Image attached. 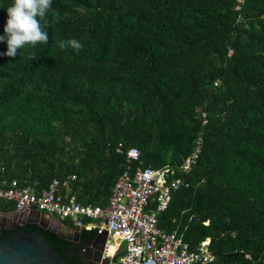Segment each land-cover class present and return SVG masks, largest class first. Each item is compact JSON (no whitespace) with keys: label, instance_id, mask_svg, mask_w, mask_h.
Returning a JSON list of instances; mask_svg holds the SVG:
<instances>
[{"label":"trees","instance_id":"trees-1","mask_svg":"<svg viewBox=\"0 0 264 264\" xmlns=\"http://www.w3.org/2000/svg\"><path fill=\"white\" fill-rule=\"evenodd\" d=\"M11 3L0 0V36ZM47 19L46 44L7 57L0 41V107L23 116L41 103L63 133L88 137L75 163L54 165L55 138L33 126L7 148L0 129V177L38 190L74 174L75 197L103 204L125 164L118 142L137 148L141 166L176 165L199 133L189 187L172 193L157 225L189 249L208 237L209 264H264V0H52ZM70 39L82 48L59 46Z\"/></svg>","mask_w":264,"mask_h":264},{"label":"built area","instance_id":"built-area-1","mask_svg":"<svg viewBox=\"0 0 264 264\" xmlns=\"http://www.w3.org/2000/svg\"><path fill=\"white\" fill-rule=\"evenodd\" d=\"M201 144L197 133L180 163L151 167L140 165L136 147L123 151L118 142L114 150L124 153L125 164L115 175L103 204L82 202L75 197L71 188L74 174L52 177L38 190L34 184L2 176L0 203L12 204L14 218L21 214L31 217L38 211L78 228H97L96 234L105 232L100 258L107 257L108 264H209L215 256L208 249V237L189 249L176 230L166 231L157 225V216L167 208L172 193L189 187L186 174L195 165ZM4 170L0 163V175ZM109 243L114 247L107 254ZM243 257L250 260L247 253Z\"/></svg>","mask_w":264,"mask_h":264},{"label":"water","instance_id":"water-1","mask_svg":"<svg viewBox=\"0 0 264 264\" xmlns=\"http://www.w3.org/2000/svg\"><path fill=\"white\" fill-rule=\"evenodd\" d=\"M46 216L36 211L31 216L33 219L22 214L17 218L26 217V222L36 223L70 242L56 239L53 234L33 224H23V226L10 224L9 229L2 230L1 222L0 264H108L107 257L100 258L106 238L105 232L95 234L97 228H78L74 225H66L55 216L48 215L59 227L63 228L59 230L53 225L46 224ZM82 247H85L82 256L86 261L80 259Z\"/></svg>","mask_w":264,"mask_h":264},{"label":"rangeland","instance_id":"rangeland-1","mask_svg":"<svg viewBox=\"0 0 264 264\" xmlns=\"http://www.w3.org/2000/svg\"><path fill=\"white\" fill-rule=\"evenodd\" d=\"M237 19L240 20L241 16L237 15ZM216 83L217 81L214 82L213 85H216ZM24 113L23 116H19L20 112H16L11 105L0 107V129L7 137L5 142L7 148H11L12 144L14 145L19 142L20 130L30 129L34 126V130L38 131L40 136L44 135L46 138H55L56 143L61 147L60 151L55 152L53 155L46 156V161L53 162L54 165H56L59 162L63 164L75 163L78 160L79 154L82 153L84 149L83 138L87 139L88 135L85 134L83 137V134H78L72 138L68 133H63L61 130L62 122L58 119H48L46 117V107L41 103H32ZM35 114H39L42 118H35ZM3 149H5L4 146ZM99 187L101 189L100 195L104 194L106 191L105 184L99 183ZM195 215L196 211H194L192 217H188L187 220L191 221ZM45 222L47 225H53L57 229L59 227L58 224L52 220L46 219ZM202 224L207 225L208 219H205Z\"/></svg>","mask_w":264,"mask_h":264},{"label":"clouds","instance_id":"clouds-1","mask_svg":"<svg viewBox=\"0 0 264 264\" xmlns=\"http://www.w3.org/2000/svg\"><path fill=\"white\" fill-rule=\"evenodd\" d=\"M52 0H12L6 8L7 19L4 25V35L0 41H6L7 51L2 55L15 57L18 50L31 45L48 43L49 36L45 30L48 27V12ZM63 48H72L79 51L82 48L80 42L75 39L61 41L59 45ZM29 59H36L35 55Z\"/></svg>","mask_w":264,"mask_h":264},{"label":"flooded vegetation","instance_id":"flooded-vegetation-1","mask_svg":"<svg viewBox=\"0 0 264 264\" xmlns=\"http://www.w3.org/2000/svg\"><path fill=\"white\" fill-rule=\"evenodd\" d=\"M14 214L11 212V211H7V212H3L0 210V225H1V222H2V226H1V229L4 230V229H9V225L10 224H15V225H18V226H23V224H33V225H37L36 223H28L25 221L26 217L23 219V218H17L15 219ZM29 219H33V217H29ZM66 225H69L67 223H65ZM73 243H77V242H73Z\"/></svg>","mask_w":264,"mask_h":264},{"label":"bare ground","instance_id":"bare-ground-1","mask_svg":"<svg viewBox=\"0 0 264 264\" xmlns=\"http://www.w3.org/2000/svg\"><path fill=\"white\" fill-rule=\"evenodd\" d=\"M58 229L59 230H62L63 228H61V227H58ZM113 247H114V245L113 244H111V243H109L108 244V246H107V248H106V252H107V254H110L111 252H112V250H113Z\"/></svg>","mask_w":264,"mask_h":264},{"label":"crops","instance_id":"crops-1","mask_svg":"<svg viewBox=\"0 0 264 264\" xmlns=\"http://www.w3.org/2000/svg\"><path fill=\"white\" fill-rule=\"evenodd\" d=\"M46 218H47V219H49V220H52V221H54V220L52 219V217H51V216H48V215H47V216H46ZM54 222H55V221H54Z\"/></svg>","mask_w":264,"mask_h":264}]
</instances>
